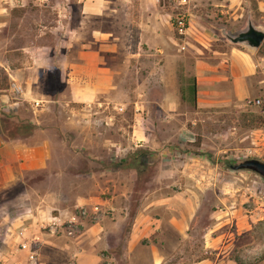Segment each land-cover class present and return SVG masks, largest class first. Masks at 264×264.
Returning a JSON list of instances; mask_svg holds the SVG:
<instances>
[{
  "label": "rangeland",
  "instance_id": "rangeland-1",
  "mask_svg": "<svg viewBox=\"0 0 264 264\" xmlns=\"http://www.w3.org/2000/svg\"><path fill=\"white\" fill-rule=\"evenodd\" d=\"M0 9L8 47L47 44L57 57L39 101L0 79V135L40 150L0 168V264H264V179L233 169L264 161V132L251 131L264 128L258 109L233 99L214 109L181 99L174 118L161 109L162 86L194 76L205 49L197 31L223 40L248 23L263 29L256 0H0ZM81 50L99 58L82 72L102 68L112 82L86 101L59 81L58 56ZM167 134L181 141L170 151L142 144Z\"/></svg>",
  "mask_w": 264,
  "mask_h": 264
},
{
  "label": "crops",
  "instance_id": "crops-1",
  "mask_svg": "<svg viewBox=\"0 0 264 264\" xmlns=\"http://www.w3.org/2000/svg\"><path fill=\"white\" fill-rule=\"evenodd\" d=\"M213 1H217L218 5L222 7L240 2V0ZM256 1L257 11L264 18V1ZM154 6V9L159 11V7L156 4ZM2 11L4 9H0V16ZM234 12L231 14H234ZM5 13L9 16V11L6 10ZM194 15H199L198 10L195 11ZM2 18L0 17V37H2L3 30L7 26ZM262 28L264 29V26ZM65 30L69 32L66 36L70 39L72 29L67 26ZM150 30L157 32L153 28ZM216 34L215 29L210 30V28L197 31V38L195 39L202 43L205 49L201 52H199V49L197 50L199 55L194 60L193 65V78L196 84L194 107L196 109H214V107L218 108L226 105L228 101H231L230 99L239 102L249 99L251 95L263 94L264 96V54L259 53V48L252 50L240 43L231 42L229 37L219 40L216 38ZM6 40L7 37L0 38V66L10 76L12 84L22 89L24 96L29 95L28 97L33 100H41L44 82L50 80L54 64L57 61L56 54H54L56 51H53V48L47 44L10 48ZM15 51H19V55L13 53ZM61 55L58 56V62L63 64L59 81L62 86L74 91L73 98L75 100H90L95 97L98 90L112 85L110 73L104 72L102 68H98L100 70L98 75L93 73L89 76L82 72V70L85 72L89 68L88 64L99 62L96 52L81 50L73 61L69 60L70 62L67 59L65 61L66 56ZM91 57L94 58L93 61L88 60ZM65 65H69V67H65ZM164 77L167 79L166 75ZM164 77L161 75L160 79L163 78L162 80H164ZM165 84L166 87L162 86L164 89L161 94L164 98L161 101V109L165 113L164 117L173 116L174 118V114L170 113L177 111L181 100L180 91L175 79L173 82L169 81ZM202 85L205 86L202 87ZM251 131L257 134L264 132V128H254ZM144 140L143 145L150 148H156L154 145H157L164 152L172 150L174 148L172 145L181 143L174 134H167L157 141L148 138V142H146V137H144ZM253 142H255L254 139ZM36 143L38 144V141ZM41 143L46 144V140L41 141ZM169 144L170 146H168ZM162 145H164V150L161 148ZM39 154L40 150L28 146L26 140L22 137L5 139L0 135V168L3 164H20L24 158L27 162L32 161V158H39ZM164 202H167V200ZM79 264L82 263L79 262Z\"/></svg>",
  "mask_w": 264,
  "mask_h": 264
},
{
  "label": "water",
  "instance_id": "water-1",
  "mask_svg": "<svg viewBox=\"0 0 264 264\" xmlns=\"http://www.w3.org/2000/svg\"><path fill=\"white\" fill-rule=\"evenodd\" d=\"M229 40L234 43H240L249 49L256 50L264 40V29L253 26L248 23L243 30L236 32ZM233 169H247L264 179V161L255 158L243 160L235 165Z\"/></svg>",
  "mask_w": 264,
  "mask_h": 264
},
{
  "label": "trees",
  "instance_id": "trees-1",
  "mask_svg": "<svg viewBox=\"0 0 264 264\" xmlns=\"http://www.w3.org/2000/svg\"><path fill=\"white\" fill-rule=\"evenodd\" d=\"M262 46H264V41L260 45L259 49H261ZM6 78H7L6 71L4 70V68L0 67L1 82L2 80L3 81L6 80ZM179 91L182 100H188L193 106L195 105L196 84L194 78H190L186 85H182V87H180Z\"/></svg>",
  "mask_w": 264,
  "mask_h": 264
},
{
  "label": "built area",
  "instance_id": "built-area-1",
  "mask_svg": "<svg viewBox=\"0 0 264 264\" xmlns=\"http://www.w3.org/2000/svg\"><path fill=\"white\" fill-rule=\"evenodd\" d=\"M15 90H19V87L15 86ZM245 104L257 107L260 117L264 121V98L246 99Z\"/></svg>",
  "mask_w": 264,
  "mask_h": 264
}]
</instances>
